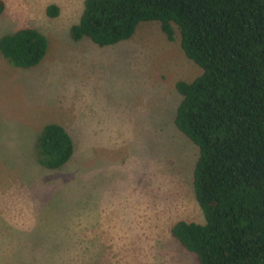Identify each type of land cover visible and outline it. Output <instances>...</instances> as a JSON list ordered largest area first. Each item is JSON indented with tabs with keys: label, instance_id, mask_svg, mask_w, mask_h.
I'll return each instance as SVG.
<instances>
[{
	"label": "rangeland",
	"instance_id": "obj_1",
	"mask_svg": "<svg viewBox=\"0 0 264 264\" xmlns=\"http://www.w3.org/2000/svg\"><path fill=\"white\" fill-rule=\"evenodd\" d=\"M0 37L31 27L47 52L31 68L0 54V264H197L172 237L203 223L192 171L198 148L175 126L201 68L158 22L110 46L73 41L84 0H2ZM48 5L58 8L46 14ZM58 123L73 155L39 165L41 128Z\"/></svg>",
	"mask_w": 264,
	"mask_h": 264
},
{
	"label": "trees",
	"instance_id": "obj_2",
	"mask_svg": "<svg viewBox=\"0 0 264 264\" xmlns=\"http://www.w3.org/2000/svg\"><path fill=\"white\" fill-rule=\"evenodd\" d=\"M57 13L47 6L48 16ZM150 21L169 41L177 31L183 52L202 70L176 82L174 123L198 148L192 185L204 222L177 221L170 233L197 264H264V0H84L69 35L110 46ZM47 47L31 27L0 37V54L19 68L38 65ZM73 151L62 125L41 128L39 165L61 168Z\"/></svg>",
	"mask_w": 264,
	"mask_h": 264
}]
</instances>
